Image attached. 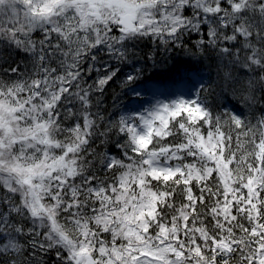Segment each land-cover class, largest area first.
Masks as SVG:
<instances>
[{"label":"snow or ice","instance_id":"1","mask_svg":"<svg viewBox=\"0 0 264 264\" xmlns=\"http://www.w3.org/2000/svg\"><path fill=\"white\" fill-rule=\"evenodd\" d=\"M0 264H264V0H0Z\"/></svg>","mask_w":264,"mask_h":264},{"label":"trees","instance_id":"2","mask_svg":"<svg viewBox=\"0 0 264 264\" xmlns=\"http://www.w3.org/2000/svg\"><path fill=\"white\" fill-rule=\"evenodd\" d=\"M148 95L146 94L145 96H142V97H144V98H146ZM138 98L135 96V95H130V96H125V97H123V99L121 100V103L123 104V105H128L129 107H130V104H131V102H133V101H135V100H137ZM133 106H135V105H132L131 107H133Z\"/></svg>","mask_w":264,"mask_h":264},{"label":"rangeland","instance_id":"3","mask_svg":"<svg viewBox=\"0 0 264 264\" xmlns=\"http://www.w3.org/2000/svg\"><path fill=\"white\" fill-rule=\"evenodd\" d=\"M146 98H148V96H147ZM146 98H144V97H141V99H140V97H138V99H137V100H135V101L131 102V104H130V107H131L132 105H136V104H137V102H138L139 100L146 99Z\"/></svg>","mask_w":264,"mask_h":264}]
</instances>
